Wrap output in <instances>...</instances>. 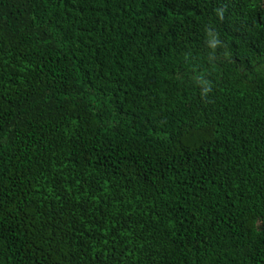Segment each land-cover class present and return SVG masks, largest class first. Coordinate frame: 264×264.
<instances>
[{"label":"trees","instance_id":"16d2710c","mask_svg":"<svg viewBox=\"0 0 264 264\" xmlns=\"http://www.w3.org/2000/svg\"><path fill=\"white\" fill-rule=\"evenodd\" d=\"M0 264H264V0H0Z\"/></svg>","mask_w":264,"mask_h":264}]
</instances>
